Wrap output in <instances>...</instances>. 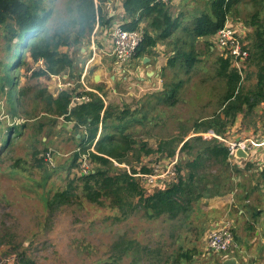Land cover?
<instances>
[{"label":"rangeland","instance_id":"374dc122","mask_svg":"<svg viewBox=\"0 0 264 264\" xmlns=\"http://www.w3.org/2000/svg\"><path fill=\"white\" fill-rule=\"evenodd\" d=\"M183 2L185 5L181 8H188L190 13L207 11L210 7V0ZM45 4L53 10L49 22L52 31L57 26L60 28L63 25L65 28V23L70 19L68 0H45ZM109 6L108 2L104 4V8ZM259 10L264 24V0H242L229 16L232 24L237 23L236 27L246 42L247 37L253 35L254 28L243 25L242 21L246 22ZM191 24L186 23V26ZM98 34L102 35L100 31ZM215 41L212 42L215 51L209 54V62L196 64L191 71L185 66H178L175 71H164L161 81L155 80L158 91L143 82L142 92L137 75L134 73L132 76L130 72L128 79L125 76L121 80L118 78L117 83L108 90L103 86L108 103L135 111L134 118L143 120V123L132 122L128 130L138 142L156 148L160 141L174 136L184 137L186 141L208 132L195 134L193 128L199 119L219 113L226 92L225 81L215 76L216 59L224 55ZM91 42L89 39L81 46L62 49L74 61L73 69L68 71L69 78L62 82L53 77H35L34 72L43 65L33 62L28 53L24 59L25 65L18 63L11 73L16 81L14 87L7 84L5 73L0 69L1 137L6 139L9 136L11 139L3 149L0 143V264H23L19 262L21 254L30 264H109L117 256L113 245L119 240L131 243L132 247L123 259L118 260V264H223L231 256L243 263L240 250L239 254L234 253L237 247L220 254L210 253L207 250L208 239L211 231L227 221L233 222L239 211L249 219L245 224L249 226L247 236L250 240L255 237L254 232L260 227L257 218L264 214V178L261 176L264 147L255 149L247 160L233 162L240 172L237 175L235 171L232 184L235 187L225 196L233 193L235 202L223 209L209 210L202 199L177 218H151L143 211L126 216L108 206V203L89 201L78 182L72 185L76 193L72 203L51 207L54 196L70 190L71 181L83 172L84 159H79L80 165L71 169L79 147L75 140L79 130L63 118L47 114L45 103L38 94L45 89L56 96L61 91L59 84L66 83L71 87L62 89L84 88L80 73L93 57V51L88 50ZM15 43L16 40L10 43L6 30L0 28V66L8 61L11 54L9 45ZM82 47L87 48L84 53ZM138 62L133 61L131 72H136ZM246 66L244 87L250 90L256 85L257 69L249 61ZM95 73H98L96 67L89 74V81L85 78L89 88L95 85L91 82ZM176 84L180 85L179 89L174 99L170 100V90ZM116 89L117 92L114 91ZM13 104L18 108L17 115L12 112ZM240 117L241 127L227 130L228 134L225 132L221 135L225 140H264V105ZM41 124L44 128L39 131ZM11 128H19L20 131L17 130L19 133L16 135ZM136 156L132 154L129 162H115V165L127 171L133 168L140 170L143 166L152 168L153 174L138 176L148 193L167 185L175 177L177 181L175 165L178 156L168 160L160 154H153L143 156L141 162L137 161ZM85 163L87 169L91 170L89 161ZM152 177L156 179L151 181ZM225 209L231 210L226 216ZM236 229L235 243H242L243 233L240 234L238 227ZM253 258L249 256L248 262Z\"/></svg>","mask_w":264,"mask_h":264},{"label":"trees","instance_id":"16d2710c","mask_svg":"<svg viewBox=\"0 0 264 264\" xmlns=\"http://www.w3.org/2000/svg\"><path fill=\"white\" fill-rule=\"evenodd\" d=\"M109 0H68L70 19L65 28L58 26L52 31L49 22L53 17L52 8H47L45 0H0V28L5 29L11 54L0 69L5 73L7 84H16L11 76L15 65L24 66L26 54L33 62H44V68L34 72L35 77H50V75L68 74L73 69V58L62 51L63 48H75L92 38L97 27L110 28L113 18L108 17L104 4ZM115 1V0H114ZM158 0H122L125 10L126 30H138L145 22L144 40L137 50L135 58L151 57L159 43L169 40L180 26L181 18L170 13V4ZM242 0H210V7L198 15L191 26L182 30L185 40L183 45L177 44L176 56L169 61V67L183 58L188 71L196 64L202 63L196 57L194 41L205 39L206 51L213 52L214 45L210 41L224 27L227 18L232 14ZM260 10L256 11L243 25L254 28L253 35L247 37L249 63L257 69L256 85L246 90L244 79L231 64L230 58L218 56L215 62V76L226 83V92L221 102V109L216 116L197 121L193 131L195 134L213 130L223 135L228 126L235 124L240 115L247 116L261 105H264V24L260 19ZM238 20V19H237ZM181 38L180 40H183ZM249 38V40H248ZM191 40V42H189ZM180 43H182L180 41ZM180 46V47H179ZM188 47H190L188 50ZM215 51V49H214ZM69 71V72H68ZM4 89V86H1ZM174 88V90H173ZM170 90L169 99H174L178 88ZM103 98L95 92L64 89L56 96L41 90L39 97L44 101L46 113L55 118H63L73 123L79 130L75 140L79 147L74 155L71 169L77 168L79 159L86 157L92 168L89 173L77 174L71 181L70 190L58 192L51 207H60L72 203L76 193L72 188L80 183L86 198L94 203L105 204L129 216L137 211H143L151 218L169 216L177 218L187 213L194 205L204 198L223 196L233 191L235 171L240 172L237 165L230 162L229 149L217 139H207L196 135L185 141L184 137L174 136L162 140L156 148L138 142L134 134L128 132L132 122L143 123L134 118L135 111L123 108L117 104L108 103L103 88L96 85ZM12 97V94L10 95ZM87 97L88 101H75V98ZM16 98V95L15 97ZM173 103V102H171ZM17 106L13 104L12 112L17 115ZM44 126L39 125V131ZM14 129V134H18ZM11 129L10 133L11 134ZM20 131V130H19ZM8 134V135H9ZM19 136V135H18ZM13 136L12 138H15ZM11 139L1 137V149L5 148ZM94 146V151L91 150ZM137 154V161L143 156L160 154L162 158L172 160L178 156L175 165L177 175L174 181L148 193L142 186L138 176L151 175L153 169L143 166L140 170L127 171L115 165L129 162L130 155ZM250 165V164H249ZM261 176L264 178V169ZM77 189V188H76ZM132 244L123 240L113 245L116 258L112 263L129 253ZM23 264L28 263L21 254Z\"/></svg>","mask_w":264,"mask_h":264},{"label":"crops","instance_id":"0c3cea01","mask_svg":"<svg viewBox=\"0 0 264 264\" xmlns=\"http://www.w3.org/2000/svg\"><path fill=\"white\" fill-rule=\"evenodd\" d=\"M184 1V0H183ZM181 0H173L170 4V13L173 16V18H178L180 17L181 22L180 26L177 29L176 33L173 35V37L169 40H166L162 43H159L157 47L153 50V55L151 57L149 56H144L143 58H135L134 61L138 62L137 64V70L136 72H131V63L128 69L126 70V74L121 75V72L118 71V67L115 63V58L114 55L112 54L113 48H112V43L111 40L108 38L110 36V31L113 27H115L117 24H124L125 21V10L123 8V3L122 0H109V7L104 8L108 15V17L113 18L112 21V26L110 28H105V27H97L96 31L92 35L91 38V46H89L88 50L93 51V57L88 60V63L84 65L81 69V77L83 74L87 75V80L89 81V74L91 71H93V68L96 67L98 70V73H95L91 77V82H93L95 85L90 87V89H93L96 87V85H100L101 88L105 85V89H109L112 85H115L118 81V78L121 80L124 76L128 79V74H133L135 73V76L137 80L139 81L138 85L139 89L141 91H144V88L142 86V83L144 82L146 85L150 84L153 86L154 91H158L159 88L157 87V82L155 80L161 81V78L163 76V72L166 70L170 71H175L176 67H184L183 65L185 64V60L181 58L180 60L177 61V63L174 65V67L170 65L169 67V61L174 60L173 58L176 56V48L177 44L178 45H183V42L185 40L184 34L182 30L186 26V23H193L195 18L200 15L202 12L196 11L195 13L193 12H188V8H181L183 5H185V2ZM187 10V11H186ZM186 11V12H184ZM182 13V14H181ZM186 13L188 15H186ZM199 13V14H198ZM195 14V16L193 15ZM145 25V22H143L140 26L139 29L143 30ZM246 28V27H245ZM102 35H99L98 32ZM98 35V36H97ZM183 38V40H180ZM98 39V40H97ZM97 40V41H96ZM214 37L210 39L211 42H213ZM180 41L182 43H180ZM191 42V40L189 41ZM194 49L196 50V57L198 60L202 61L201 65H204L205 63L209 62V52L206 51V45H205V39H199L197 41H194ZM248 44V42H246ZM90 45V44H89ZM93 46L95 48H93ZM180 47V46H179ZM190 47H188V50ZM87 48L82 47V53L86 51ZM214 51V49H213ZM141 63V64H140ZM204 69L203 67H201ZM115 71H114V70ZM114 71V72H113ZM130 72V73H129ZM114 73V74H112ZM116 73V75H115ZM99 78L98 81L96 78ZM116 82V83H115ZM179 84H176L174 87L175 89H179ZM133 88V86H131ZM89 88V87H88ZM104 90V88H103ZM113 91V90H112ZM117 92V89L114 90ZM178 91V90H177ZM89 92H95L101 95L97 90L89 91ZM176 94V93H175ZM153 95V94H151ZM105 99V98H104ZM219 112V111H218ZM213 117V116H212ZM211 118V116L204 117L202 119H199L198 121L201 122L203 119H208ZM241 117L239 116L235 122V124L232 125V127H228V131L233 129H236L238 127H241ZM228 134V132H226ZM236 163L237 161H233ZM233 164V163H232ZM227 194V193H226ZM225 194V195H226ZM223 195L218 196V197H211V198H204L203 203L205 206L208 207L209 210L213 209H223L227 204H232L233 201L235 202L234 194L232 193L231 195L225 196ZM231 210L225 209L224 210V216H226ZM249 221L248 218L243 216V212L239 211L238 215L235 216L232 224L234 229L238 227V230L241 233H243V241L242 243L234 244L233 247H237V250L234 251L235 254H239L238 250H240L242 258L244 259L243 263L240 264H264V214L259 216L257 218V222L260 224L259 229H257L256 232H254V236L251 240L250 237L247 236V228L246 223ZM237 230V229H236ZM231 256V255H230ZM249 256L255 257L251 260V262H248ZM230 258H235V257H229ZM228 259V258H227ZM225 259V260H227Z\"/></svg>","mask_w":264,"mask_h":264},{"label":"built area","instance_id":"2783aa9c","mask_svg":"<svg viewBox=\"0 0 264 264\" xmlns=\"http://www.w3.org/2000/svg\"><path fill=\"white\" fill-rule=\"evenodd\" d=\"M164 3H168L169 0H158ZM231 18H227L226 24L222 27L217 34L214 36V40L216 39V45L224 51L225 58H230L231 64L234 68H236L239 73L242 75V79H244V72L247 68L246 62L249 61V50L247 49L246 41L242 38L239 33L236 24L231 23ZM110 40L112 43L113 52L115 58V63L118 67V71L122 72V74H126V70L130 66V64L135 60V56L138 48L142 44L144 40V32L141 29L138 30H126L123 28V24H117L110 31ZM93 48H95L93 46ZM41 67L44 68V62L40 60L37 62ZM54 79L60 80V82L67 80L69 78L68 74L61 75H50ZM86 74H83L81 77V83L84 88V91H91L92 89L88 88L85 83ZM61 91L64 90L62 88H70L71 84H59ZM93 91V90H92ZM101 96V95H100ZM102 97V96H101ZM103 98V97H102ZM87 97L83 98H75V101H88ZM204 138L207 139H217L223 143H226V146L229 149L230 162L233 161H241L245 160L242 158H238L236 153L239 149L245 150L248 153V159L251 157V154L255 149H262L264 147V140L254 141L252 139H244V140H225L221 135H218L213 130L208 131L203 134ZM94 151V146L91 148ZM84 162L88 159L83 157ZM83 162V163H84ZM82 163V169L85 174L89 173L90 170L87 169V163ZM90 163V162H89ZM85 165V166H84ZM173 169V168H172ZM156 178L152 177L151 181H154ZM176 179V177H175ZM175 179L171 180L174 181ZM235 244V234L233 229L232 222L227 221L222 226L217 227L213 231H211L209 239H208V248L207 250L210 253H224L227 252L231 247ZM15 258V257H13Z\"/></svg>","mask_w":264,"mask_h":264},{"label":"water","instance_id":"95a60500","mask_svg":"<svg viewBox=\"0 0 264 264\" xmlns=\"http://www.w3.org/2000/svg\"><path fill=\"white\" fill-rule=\"evenodd\" d=\"M98 77L96 78V80L98 81ZM236 156L238 158H242L247 160L248 159V153L245 150L239 149L236 153ZM223 264H240L235 258H230L227 259L223 262Z\"/></svg>","mask_w":264,"mask_h":264}]
</instances>
